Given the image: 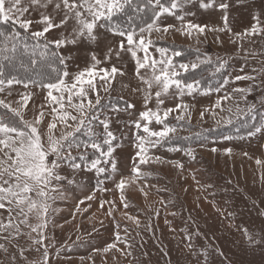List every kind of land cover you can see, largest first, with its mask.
I'll use <instances>...</instances> for the list:
<instances>
[{
	"label": "snow or ice",
	"instance_id": "1",
	"mask_svg": "<svg viewBox=\"0 0 264 264\" xmlns=\"http://www.w3.org/2000/svg\"><path fill=\"white\" fill-rule=\"evenodd\" d=\"M243 2L245 0H237V3ZM193 3H198L199 8L205 11L219 10L223 25L210 27L186 20V16H195L194 12L186 10ZM228 9L226 0H0V109L4 110L0 114V240L11 242L28 235L33 244L44 247L42 260L29 264H48L44 230L48 226L49 200L54 199L50 193H59L61 182L75 184L74 179L61 175L62 168L71 169L73 173L94 172L104 180H112L120 191V203L128 208L125 189L150 175L143 172L140 165L162 162L161 157L150 154L151 150L167 143L181 127L179 122L190 121L191 111L183 98L194 94L207 95L213 91L202 87L199 80L188 81L182 77V72L195 70L200 63H211L210 57H198V62L177 65L174 57L180 56L181 51L172 50L169 54L167 47L155 44L154 34L163 38L174 31L201 43V37L206 40L208 33H217L215 40L222 43L218 34L227 32L230 42L237 45V51L247 56L249 53L244 43L251 42L254 36L264 37L261 14L253 16L255 23L251 28L232 33ZM167 17H175L179 25H165L162 18ZM4 26L9 30H2ZM56 30L60 31L57 33ZM102 44L105 48L101 55L97 49ZM80 45L87 46V65L72 73L68 68L73 56L64 55L61 50ZM152 49L159 53V57L153 54ZM17 61L25 72L24 76L5 72L6 67L15 66ZM129 62L134 64L138 83L135 87H125L129 88L130 95L141 98L143 110H138L136 103L124 96L117 97L115 101L111 97L117 77L127 75ZM225 63H217L216 72H221ZM234 80L255 81L256 77L237 75ZM229 83V78L224 77L214 90L219 93ZM15 86H21L24 91L18 92V99H8L16 91ZM32 89L45 92L44 102L39 105L33 119L28 120L25 119V110L35 95ZM232 92L250 94L252 88H233ZM105 97L108 98L107 104L102 103ZM233 99L226 92L217 98L212 108L201 111L200 119L203 120L206 113L215 119L218 115L215 109L224 112L223 104ZM170 102L172 106H167ZM253 109L254 106H249L248 112ZM227 111L231 112L232 108H227ZM242 111L237 105V113ZM122 114L136 117L127 122V126L136 130V153L131 175H120L117 180L119 169L114 153L122 144L112 124L118 122ZM170 116L177 121L176 125L169 123ZM221 122L230 124L232 120L221 117L217 123ZM154 124L160 126L159 130L153 127ZM262 133L264 120L259 124L253 123L246 136L252 138ZM233 138L225 136L224 140ZM170 150L180 151L179 148ZM211 151L216 152L217 149L212 148ZM223 151L231 154L232 149ZM187 154H191V149ZM170 163L183 167L176 162ZM256 163L260 165L261 161ZM104 180L98 183L102 185ZM98 190L109 191L102 187ZM140 191L147 198L143 187ZM93 199L94 194L88 195L79 204ZM79 204L77 211H81ZM105 204L109 205L107 215L113 216L115 201H100L101 208ZM123 215L139 226L137 218L127 212ZM33 220L35 223L31 222ZM116 227L115 241L108 244L103 252L114 250L129 256L131 252L118 245L123 243L125 248L131 245L121 240L120 225ZM24 228L30 231L25 233ZM237 230L249 248L264 247V230L252 232L246 227ZM124 231L127 232V228ZM32 233L36 236L32 237ZM185 238L191 240L189 236ZM36 250L39 251V247ZM25 251L20 248L19 256L27 261ZM0 252L8 253L4 243H0ZM219 255L222 256L223 252ZM10 259L15 264L16 256Z\"/></svg>",
	"mask_w": 264,
	"mask_h": 264
},
{
	"label": "rangeland",
	"instance_id": "2",
	"mask_svg": "<svg viewBox=\"0 0 264 264\" xmlns=\"http://www.w3.org/2000/svg\"><path fill=\"white\" fill-rule=\"evenodd\" d=\"M226 2L229 3L228 16L232 33L251 28L255 23L253 16L257 13L261 14L264 23V0ZM186 10L195 13V16H186V20L210 27L223 25L222 13L216 8L205 11L199 8L198 3H193ZM162 20L165 25L180 23L175 17ZM59 31L56 30L57 33ZM178 34L172 31L163 38L154 34L153 39L157 46L167 47L169 54L172 50L181 51L180 56L174 57L177 65L198 62V57H210L211 63H200L195 70L182 72V77L188 81L199 80L202 87L213 91L207 95L194 94L183 98L191 111L190 121L179 122L181 127L177 133L167 143L151 150L150 154L161 157L162 162L140 165L141 170L150 175L125 189L129 205L127 209L120 203V191L115 188L112 180H104L103 176H97L94 172L73 173L67 168L60 170L61 175L74 179L75 184L61 182L60 192L50 193L54 199L49 200L48 226L44 230L47 237L44 245L49 253L48 264H264V247L249 248L243 242L242 233L237 230L241 227L252 232L264 230V215H261L264 212V133L252 138L246 136L253 123L259 124L264 120V37L254 36L251 42L244 43L249 53L246 56L237 51V45L230 42V34L227 32L218 34L222 43L216 42L217 33H208L206 40L201 37V43L185 36L179 40L176 38ZM104 48L102 44L97 52L102 55ZM152 51L159 57V53L154 49ZM61 52L73 56L69 62L70 72L86 67L87 46H69ZM220 62H226L225 68L216 72V65ZM10 71L25 75L19 64ZM126 71L125 77H117L111 97L115 101L117 97L124 96L136 103L138 110H143L141 98L130 95L129 88L125 87L137 86L134 64L129 62ZM237 75H252L256 80L235 81ZM224 77H228L230 83L218 93L214 89ZM15 87L18 92L24 91L21 86ZM249 87L252 88L250 94L232 92L233 88ZM32 91L35 95L25 110V119L28 120L33 119L39 105L44 102L45 92L39 89ZM18 92L14 91L8 99H18ZM226 92L234 99L223 104L225 111L215 109L218 113L215 119L206 113L201 120V111L212 108L217 98ZM107 100L105 97L102 103L107 104ZM237 105L243 110L240 114L237 113ZM167 106H172V102ZM249 106H254L252 112H248ZM229 107L232 108L231 112L227 111ZM3 112L0 109V114ZM173 116L169 117V123L176 125ZM221 117L231 118L232 123L218 124ZM135 118L122 114L119 121L112 124L122 144L114 153L119 169L117 180L120 175H131L136 153V130L127 126V122ZM153 127L157 130L160 128L155 124ZM225 136L234 138L224 140ZM239 136L245 138H236ZM174 148L180 151L170 150ZM212 148L217 151L212 152ZM225 148H231V154L225 153ZM188 149H191L190 155L187 154ZM88 154L91 155V149ZM257 160L261 161L260 165H257ZM170 162L183 167H176ZM100 180H104L102 185L98 183ZM100 187L109 191L101 192L98 190ZM141 187L147 193V198L140 191ZM92 194L95 199L79 204V201ZM101 200L115 201L113 216L107 215L108 204L100 207ZM78 204L81 211H77ZM125 212L137 218L139 226L127 220L123 215ZM31 222L35 223L34 220ZM117 224L120 225L121 240H126L131 247L125 248L123 243L118 246L130 251L129 256L114 250L103 252L108 244L115 241ZM23 231L28 233L30 230L24 228ZM31 235L35 237L36 233ZM186 236L191 237V240L186 239ZM0 243L8 247V253L0 252V264H12L10 258L13 255L16 256L15 264L42 260L44 247L33 244L28 235L11 242L0 240ZM20 248L26 250L24 254L27 261L20 258ZM219 252H223V255H219Z\"/></svg>",
	"mask_w": 264,
	"mask_h": 264
},
{
	"label": "trees",
	"instance_id": "3",
	"mask_svg": "<svg viewBox=\"0 0 264 264\" xmlns=\"http://www.w3.org/2000/svg\"><path fill=\"white\" fill-rule=\"evenodd\" d=\"M2 30H6V31H7V30H9V29H8L7 26H4ZM24 59H25V61H26V57H25ZM16 64H19V61H17ZM12 67H14V66H8V67H6V68H5V72H6V73H11V74H14V75L18 74V73H16V72H12V71H10V69H11ZM18 75H20V74H18ZM20 76H24V75H20ZM2 110H3V109H2ZM9 116H10V115H9ZM5 118L7 119V118H9V117H5ZM89 157L91 158V155H90Z\"/></svg>",
	"mask_w": 264,
	"mask_h": 264
},
{
	"label": "bare ground",
	"instance_id": "4",
	"mask_svg": "<svg viewBox=\"0 0 264 264\" xmlns=\"http://www.w3.org/2000/svg\"><path fill=\"white\" fill-rule=\"evenodd\" d=\"M176 34H177V32H176ZM175 35V34H174ZM175 38V37H174ZM176 38L177 39H179V40H181L182 39V35H180V34H178V35H176ZM180 42V41H179ZM227 42V41H226ZM229 44V43H228Z\"/></svg>",
	"mask_w": 264,
	"mask_h": 264
},
{
	"label": "crops",
	"instance_id": "5",
	"mask_svg": "<svg viewBox=\"0 0 264 264\" xmlns=\"http://www.w3.org/2000/svg\"><path fill=\"white\" fill-rule=\"evenodd\" d=\"M68 70L70 71V68H68ZM15 88H16V87H15ZM16 91L18 92V89H16ZM16 91H15V92H16ZM26 113H27V112L25 111V114H26Z\"/></svg>",
	"mask_w": 264,
	"mask_h": 264
}]
</instances>
